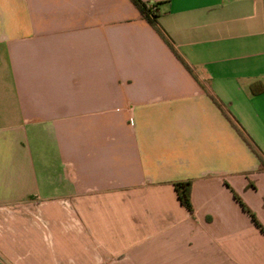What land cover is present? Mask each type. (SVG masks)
I'll list each match as a JSON object with an SVG mask.
<instances>
[{
	"label": "crops",
	"instance_id": "0c3cea01",
	"mask_svg": "<svg viewBox=\"0 0 264 264\" xmlns=\"http://www.w3.org/2000/svg\"><path fill=\"white\" fill-rule=\"evenodd\" d=\"M0 0V264H264V0ZM189 66V67H188ZM192 179L189 211L174 183Z\"/></svg>",
	"mask_w": 264,
	"mask_h": 264
},
{
	"label": "trees",
	"instance_id": "16d2710c",
	"mask_svg": "<svg viewBox=\"0 0 264 264\" xmlns=\"http://www.w3.org/2000/svg\"><path fill=\"white\" fill-rule=\"evenodd\" d=\"M142 11L143 15L148 19V21L157 29V31L161 34V36L164 38V40L169 44V46L175 51V53L178 55L180 59H184L181 57V55L177 52L174 45L172 44L171 40L166 36V34L163 32L161 27L159 26L158 18L161 14V11L159 9L160 2L149 4L142 0H133ZM189 67V66H188ZM210 97L213 99V101L222 109L228 120L234 125V127L237 129V131L240 133L242 138L248 143V145L252 148V150L256 153L258 158L260 159L261 168L264 169V157L262 153L258 150L250 136L238 125L237 121L228 113L223 107L222 102L218 99L216 95H214L211 92H208ZM175 189L177 191L178 197L182 204L191 212L194 211V205L192 202V186H193V180L187 179L182 181H177L174 183ZM232 191L234 193L235 198L238 200V202L242 205L243 209L251 216L254 223L257 225V227L264 233V224L262 221L258 218V215L256 212L244 201V199L240 196V194L235 191L232 188Z\"/></svg>",
	"mask_w": 264,
	"mask_h": 264
}]
</instances>
